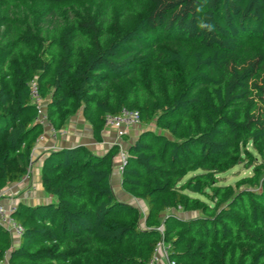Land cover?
Wrapping results in <instances>:
<instances>
[{
  "label": "trees",
  "instance_id": "16d2710c",
  "mask_svg": "<svg viewBox=\"0 0 264 264\" xmlns=\"http://www.w3.org/2000/svg\"><path fill=\"white\" fill-rule=\"evenodd\" d=\"M89 1L0 0V191L28 176L44 130L35 81L55 129L83 109L101 141L106 116L127 108L168 133L143 130L126 147L121 187L146 212L114 194L118 148L52 152L41 175L54 201L19 204L24 234L14 247L0 227V264H149L161 244L173 264H264V193L235 195L218 214L194 197L214 191L222 203L232 188H215L220 175L246 161L264 168L247 149L264 152V0H148L118 36L67 10ZM160 36L194 46L174 51ZM146 70L160 72L148 85ZM199 209L205 216L171 213Z\"/></svg>",
  "mask_w": 264,
  "mask_h": 264
},
{
  "label": "rangeland",
  "instance_id": "374dc122",
  "mask_svg": "<svg viewBox=\"0 0 264 264\" xmlns=\"http://www.w3.org/2000/svg\"><path fill=\"white\" fill-rule=\"evenodd\" d=\"M47 7L51 8L50 5ZM150 8L151 6L148 0H135L131 2H124L122 0H90L85 4L70 7L67 10H69L74 15L76 10L79 9L81 13H84L88 17L90 16L92 18H96L97 22H99L100 24H104L107 30L110 32L111 36H118L128 32L131 28H133L139 22V20L150 10ZM159 44L174 51H189L194 46V43L192 41H182L176 39L175 37L165 39L162 36H160L159 38ZM159 74L160 72L154 70H146L143 74V80L148 85L151 81L156 79ZM78 115H82L84 125L88 126L86 132L93 136V142L101 143L103 140L98 141L94 137L92 122L85 116L83 109H78L73 114L69 115L64 125H62L59 129H56L57 133L53 136H55L56 138H68V136L77 131V128L79 130L80 127H78V123L75 122V117H78ZM143 130H150L156 133L168 134L163 128L158 127V123L156 122V120L145 126L140 124L137 128L131 130L128 136L123 140L124 146L127 147L128 144L133 142L139 135V133ZM247 149L249 154H251L252 156V161L255 162L257 166H264V152H259L258 150L254 149L252 145H249ZM118 161L119 159L115 157L114 164L112 166L111 183L116 197L122 202H126V198L129 199V197L121 187ZM248 162L249 161H246L244 164L237 166L218 177L219 182L215 187L216 189L219 190L222 187L228 186L232 188V190L228 192V196L225 197L226 200H224V202H215L214 191H209L207 196L194 197L201 200L206 205L214 207V213L218 214L230 206L231 202L229 201V198L231 200V198L233 199V196L235 195L243 194L244 192L252 194H263L264 188L262 187L264 185V168H262V170L257 173L254 171V168L247 167V164H250ZM31 164L32 163L30 160V164L28 166V172L30 171V173L32 170ZM247 178H255L257 180L256 184H258V186H248L247 183H245V179ZM39 185H41L40 187L43 188L42 180L41 184L10 185V187L12 186L13 193L12 196L9 197L11 202L9 206H16L18 208L19 204H23L24 202L22 201H26V199L28 198L25 197L29 192L28 189L36 193ZM16 191L18 192V195L15 196L14 192ZM128 201H131V199H129ZM134 202L136 203V201ZM136 204L143 205L139 207H142L141 210L144 209L143 212H146L145 204L141 202H137ZM171 213L179 218L182 217L184 219H194L205 216L200 209L189 212L177 210L172 211ZM13 244L14 247H18L20 245V240L15 235H13ZM163 254L164 252L160 250V252L158 253V258L162 261V264H168L167 258Z\"/></svg>",
  "mask_w": 264,
  "mask_h": 264
},
{
  "label": "crops",
  "instance_id": "0c3cea01",
  "mask_svg": "<svg viewBox=\"0 0 264 264\" xmlns=\"http://www.w3.org/2000/svg\"><path fill=\"white\" fill-rule=\"evenodd\" d=\"M75 118H76L75 122L78 123L77 126L80 127V129L78 130L77 128L76 129L77 131H75V133L68 136V138L67 137L66 138L64 137L56 138L50 133L48 128H44L43 133L41 135L42 139L34 145L31 151V156H30L31 163H32L31 173L29 171L28 176H26L20 182L13 184V185L41 184V180H42L41 172H42L43 161L52 152L82 146V147H85L87 150H89L95 156L101 157V156L106 155L111 149L114 148V144L116 142V134L113 130L105 128L102 133L103 141L101 143H94L93 136L90 135L88 132H86V129L88 128V126L84 125L82 115H78V117H75ZM40 186L41 185L38 186V190L36 193L28 189L29 192L27 196H25L28 198L26 199V201H22L24 202L23 203L24 205L35 207L38 205H46L54 201V198L52 196L46 194L44 187L41 188ZM128 197L129 199H131V201H128L129 199L126 198V202L124 203H127L135 207L143 206L141 204L140 205L136 204L137 202L143 203L142 201L135 200L130 195H128ZM134 201H136V203ZM139 208L141 209L142 207H139ZM143 210L144 209H142V211ZM160 264H162L161 260H160Z\"/></svg>",
  "mask_w": 264,
  "mask_h": 264
},
{
  "label": "built area",
  "instance_id": "2783aa9c",
  "mask_svg": "<svg viewBox=\"0 0 264 264\" xmlns=\"http://www.w3.org/2000/svg\"><path fill=\"white\" fill-rule=\"evenodd\" d=\"M30 95L33 104L37 108L38 118L37 123L43 126V128H48L52 135H55L56 129L50 124L47 112H46V100L42 99L39 93V88L37 83L34 81L30 86ZM141 124L140 113L136 110H130L127 108H123L122 111L117 114H108L105 118V128L113 130L116 134V142L114 147L118 148V153L116 157L119 159L118 161V169L121 171L123 169V165L127 161V148L124 146L123 140L128 136L129 132L135 128H137ZM42 139V136L38 139L39 142ZM13 190L12 186L6 188L3 191H0V227L9 232L12 236L15 235L21 240V237L24 234L23 227L16 222L13 218L12 214L15 212L17 207L9 206L10 198L12 196ZM14 195H18V192H14ZM13 207V208H12ZM163 248H162V247ZM161 251L164 252V256L167 258L168 264L170 263L167 249L164 245H160L156 250V257L149 264H160V260L158 258V253ZM5 264H8L5 261Z\"/></svg>",
  "mask_w": 264,
  "mask_h": 264
},
{
  "label": "clouds",
  "instance_id": "9594fccd",
  "mask_svg": "<svg viewBox=\"0 0 264 264\" xmlns=\"http://www.w3.org/2000/svg\"><path fill=\"white\" fill-rule=\"evenodd\" d=\"M201 27H209L210 28L211 26L202 24Z\"/></svg>",
  "mask_w": 264,
  "mask_h": 264
}]
</instances>
